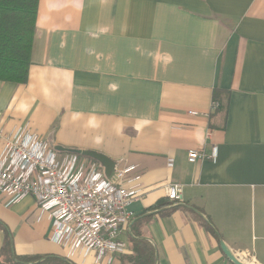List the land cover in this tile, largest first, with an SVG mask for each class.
Instances as JSON below:
<instances>
[{
    "label": "crops",
    "instance_id": "0c3cea01",
    "mask_svg": "<svg viewBox=\"0 0 264 264\" xmlns=\"http://www.w3.org/2000/svg\"><path fill=\"white\" fill-rule=\"evenodd\" d=\"M20 127L130 169L139 197L124 253L97 262L50 240L33 197L0 194V264L6 231L12 257H44L29 264H133L141 239L155 264H235L222 243L264 264V0H39L28 82L0 81V129Z\"/></svg>",
    "mask_w": 264,
    "mask_h": 264
},
{
    "label": "built area",
    "instance_id": "2783aa9c",
    "mask_svg": "<svg viewBox=\"0 0 264 264\" xmlns=\"http://www.w3.org/2000/svg\"><path fill=\"white\" fill-rule=\"evenodd\" d=\"M211 108L218 110L220 102L214 100ZM0 142V194L8 197L5 206L33 197L51 216L50 240L66 249L68 257L95 254L100 262L124 253L126 244L120 238L134 220L131 206L139 197L137 189L125 184L130 169L116 166L108 176L99 162L58 149L25 127L0 129ZM216 154V149L210 155L191 150L189 161L215 159ZM166 197L181 202L182 186L167 185ZM244 257L245 253L237 258L258 264L255 257Z\"/></svg>",
    "mask_w": 264,
    "mask_h": 264
},
{
    "label": "trees",
    "instance_id": "16d2710c",
    "mask_svg": "<svg viewBox=\"0 0 264 264\" xmlns=\"http://www.w3.org/2000/svg\"><path fill=\"white\" fill-rule=\"evenodd\" d=\"M39 0H0V81L24 84L28 82L32 63V49L36 35ZM214 91V100H220V92ZM220 102V101H219ZM213 234L217 232L211 228ZM133 264H155V249L146 240H135ZM3 251L11 264H29L40 261L38 257H12L11 236L6 231ZM45 262L69 264L60 257H48Z\"/></svg>",
    "mask_w": 264,
    "mask_h": 264
},
{
    "label": "water",
    "instance_id": "95a60500",
    "mask_svg": "<svg viewBox=\"0 0 264 264\" xmlns=\"http://www.w3.org/2000/svg\"><path fill=\"white\" fill-rule=\"evenodd\" d=\"M61 150H65L64 148H61ZM76 153L81 154L84 157L93 159L97 162H99L106 171V174L108 176H111L113 174V171L116 167V164L114 161H112L111 159H109L108 157H106L105 155L96 153V152H92V151H80V150H73ZM223 244V250L226 253V255L235 263V264H244L241 260H239L231 251H229V249ZM14 258H16L15 256H13Z\"/></svg>",
    "mask_w": 264,
    "mask_h": 264
},
{
    "label": "rangeland",
    "instance_id": "374dc122",
    "mask_svg": "<svg viewBox=\"0 0 264 264\" xmlns=\"http://www.w3.org/2000/svg\"><path fill=\"white\" fill-rule=\"evenodd\" d=\"M87 158V157H86Z\"/></svg>",
    "mask_w": 264,
    "mask_h": 264
}]
</instances>
